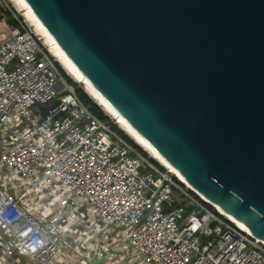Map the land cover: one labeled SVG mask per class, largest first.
<instances>
[{"label":"built area","instance_id":"1","mask_svg":"<svg viewBox=\"0 0 264 264\" xmlns=\"http://www.w3.org/2000/svg\"><path fill=\"white\" fill-rule=\"evenodd\" d=\"M11 14L18 26L0 44V264H264L263 242L93 116L50 45Z\"/></svg>","mask_w":264,"mask_h":264},{"label":"water","instance_id":"2","mask_svg":"<svg viewBox=\"0 0 264 264\" xmlns=\"http://www.w3.org/2000/svg\"><path fill=\"white\" fill-rule=\"evenodd\" d=\"M22 1L190 191L264 243V0Z\"/></svg>","mask_w":264,"mask_h":264},{"label":"bare ground","instance_id":"3","mask_svg":"<svg viewBox=\"0 0 264 264\" xmlns=\"http://www.w3.org/2000/svg\"><path fill=\"white\" fill-rule=\"evenodd\" d=\"M17 4H19L20 7H22L24 11V17L28 18L30 22L33 25H36L38 30L41 32V36L45 39L46 43L50 45V50L52 48L57 53V57L59 60V63L63 66V68L72 75L73 78L76 80H79L83 84H85V88L88 91L89 95L96 101V103L99 105V107L107 113L109 116H111L115 121L117 120L118 125L121 127V129L131 138L133 141L139 145L144 151L151 154L152 157H156L160 162H162L164 165H166L172 172H174L178 178L179 181L184 183L187 187V183L181 178V176L174 171L167 162H165L158 154L157 152L143 139L141 138L126 122L125 120L119 116L113 108L92 88V86L87 82V80L80 74V72L69 62V60L63 55V53L60 51V49L57 47V45L54 43V41L49 37V35L43 30V28L39 25V23L36 21L32 13L29 11L27 6L24 4L22 0H16ZM38 33V32H37ZM39 34V33H38ZM52 47V48H51ZM51 52V51H50ZM190 188V187H189ZM223 215L230 218L232 221L238 223L236 220H234L232 217L224 213L222 210L217 208Z\"/></svg>","mask_w":264,"mask_h":264},{"label":"rangeland","instance_id":"4","mask_svg":"<svg viewBox=\"0 0 264 264\" xmlns=\"http://www.w3.org/2000/svg\"><path fill=\"white\" fill-rule=\"evenodd\" d=\"M0 10H3L2 12H8L11 16H12V14H11V11L13 12V13H16L17 14V12H19V15H20V17H19V19L20 20H22V23L30 30V31H32V32H35L38 36H40L41 37V39L43 40V42H45L46 43V41H45V39L41 36V32L38 30V28L36 27V25H33L31 22H30V20L28 19V18H26V17H24V11H21V10H23L22 9V7H20L19 6V4H17V1L16 0H0ZM6 29V27L4 26V22L3 21H1L0 22V30H1V34H4L5 32H4V30ZM39 34H38V33ZM8 38V37H7ZM48 44V43H47ZM52 48V47H51ZM48 49H49V53H50V55H51V57H52V59H53V61L55 62V64H56V66H57V68L59 69V71H61V73H62V75H64V77H66V78H68L72 83H74L75 85H77V87L78 88H80L81 90H82V92L84 93V94H86V96H88V98L94 103V104H96L98 107H99V105L96 103V101L89 95V93H88V91L86 90V88H85V84H83L82 82H80L79 80H76L75 78H73L72 77V75H70L64 68H63V66L61 65V63H59V60H58V57H57V53L55 52V50L52 48V50H50V47H48ZM51 51V52H50ZM37 108H38V106L36 107V108H34V113H36V110H37ZM100 108V107H99ZM100 110H101V112L105 115V116H107L110 120H111V122H112V124H114L116 127H117V129L119 130V131H121L125 136H127L134 144H136L134 141H133V139H131L122 129H121V127L118 125V123H117V120L115 121V119H113L111 116H109L107 113H105L101 108H100ZM137 145V144H136ZM137 146H139V145H137ZM140 147V146H139ZM141 148V147H140ZM141 150L143 151V152H145V154L148 156V157H150L151 159H154L162 168H168L166 165H164L162 162H160V160H158L156 157H152V155L151 154H149V153H147L146 151H144L142 148H141ZM173 174H175L174 172H173ZM175 176H176V174H175ZM177 177V176H176ZM174 178V177H173ZM176 179V178H175ZM178 179V178H177ZM176 179V180H177ZM181 182V181H180ZM182 183V182H181ZM182 184H184V183H182ZM184 186V188H185V190L186 189H188L189 191H190V189H189V187H187L185 184L183 185ZM190 192H192V191H190ZM192 195L193 196H195L196 194L195 193H193L192 192Z\"/></svg>","mask_w":264,"mask_h":264},{"label":"trees","instance_id":"5","mask_svg":"<svg viewBox=\"0 0 264 264\" xmlns=\"http://www.w3.org/2000/svg\"><path fill=\"white\" fill-rule=\"evenodd\" d=\"M9 16H11L9 13H7ZM11 26L13 27H17L18 24H17V21L13 20L11 23H10ZM59 70V69H58ZM61 76L67 81V83L75 90L79 100L81 101V103L89 110V112L95 116L96 118H98L99 120H101L102 122H105L107 124H110L111 125V128L113 131H116L118 132L127 142H129L130 144L134 145V143L127 137L125 136L121 131H119L117 129V127L112 124L111 120L105 116L100 108L94 104L89 98L88 96H86V94H84L82 92V90L80 88L77 87V85H75L74 83H72L68 78L64 77V75H62L61 71H59ZM135 146V145H134ZM136 147V146H135ZM137 150L141 153V155L144 157V158H148V156L145 154V152H143L140 148L136 147ZM152 163L153 160L149 159ZM156 165V163H155ZM182 186V185H181ZM184 188V186H182ZM188 193H190L192 195V192H190L189 190H187ZM195 198H197L196 196H194ZM198 199V198H197ZM209 209H211L212 211H214V209H212L210 206L206 205Z\"/></svg>","mask_w":264,"mask_h":264},{"label":"crops","instance_id":"6","mask_svg":"<svg viewBox=\"0 0 264 264\" xmlns=\"http://www.w3.org/2000/svg\"><path fill=\"white\" fill-rule=\"evenodd\" d=\"M2 11L3 10H0V22L1 21L4 22V26L6 27V29L4 30V32H5L4 34L0 33V44L4 43L10 39L9 32L15 28V27L10 25V23L13 21V20L12 21L10 20L12 18V16H9L7 14L8 12H2ZM0 32H1V30H0Z\"/></svg>","mask_w":264,"mask_h":264}]
</instances>
